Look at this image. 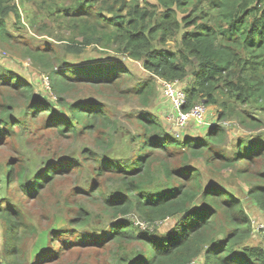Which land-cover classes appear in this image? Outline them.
I'll return each mask as SVG.
<instances>
[{
    "label": "trees",
    "instance_id": "trees-1",
    "mask_svg": "<svg viewBox=\"0 0 264 264\" xmlns=\"http://www.w3.org/2000/svg\"><path fill=\"white\" fill-rule=\"evenodd\" d=\"M26 2L30 0H0L1 40L13 38L7 31L6 19L13 14L19 21V9ZM53 2L55 18L52 20L59 29L68 31V37L59 35V40L79 44L83 46L81 50L94 44L123 53L142 61L146 71L165 81H180L191 74L193 82L184 89L185 110L203 101L206 106L220 107L219 119L234 114L242 125H261V120L244 109L237 110L236 105L264 113V0H156V4L148 0ZM156 37L160 44L174 40L176 47L157 49ZM22 50L33 66L48 72L45 76L58 103L65 102L80 87L96 94L103 88L131 93L144 104L153 94L151 80L121 90L127 79L123 78L124 68L117 63L97 59L92 65L62 69L52 64L57 60L49 47L39 49L24 43ZM1 64L0 132L10 135L16 125L34 121L40 114L49 119L56 134L96 132L94 145L107 147L104 143L110 142L109 133L115 132L118 124L116 118L103 110V103H94L91 97L76 99L68 105L70 116H66L51 102L36 95L33 82L26 80L27 77L24 79ZM24 105L28 106L24 117L14 118L10 107ZM135 120L141 127L136 134L141 144L134 159L114 164L105 155L94 157L97 174L109 172L121 180L120 194L106 195L99 187L96 191L102 196L103 210L109 216L108 228L99 235H78L76 240L91 244L112 242L121 252L130 246H139V251L123 260L126 264H198L197 258L202 259L201 264H264V243H250L255 230L234 188L212 180L202 182L200 168L188 163L189 157L204 158L208 165L218 159L223 167L239 165L240 171L247 173L249 169L245 168L264 156V142L258 136L246 142L240 140L227 155L224 149L212 151L215 144L224 142L226 135L218 124L210 125L205 139L184 135L176 139L149 112H138ZM176 158L180 162L170 164V159ZM69 162L46 163L35 174L26 165H19L15 171L12 162H7L0 167V186L6 184L3 177L10 170L21 191L37 193L44 182L55 177L54 170L63 172L75 161ZM158 166L165 184L160 183L154 189ZM261 177L264 179V174ZM247 194L254 200V206L264 212V186L255 184ZM3 203L0 206L2 255L6 264H24L20 260L23 237L20 232L26 231L21 229V211L14 204L5 200ZM131 215L136 217V222ZM77 218L76 225L83 226L88 223L89 214L78 212ZM169 219L175 220L174 226L165 230L156 232L149 227Z\"/></svg>",
    "mask_w": 264,
    "mask_h": 264
},
{
    "label": "rangeland",
    "instance_id": "rangeland-1",
    "mask_svg": "<svg viewBox=\"0 0 264 264\" xmlns=\"http://www.w3.org/2000/svg\"><path fill=\"white\" fill-rule=\"evenodd\" d=\"M156 4V0H148ZM57 4L67 5V2L56 1ZM53 0H30L24 7H20V19L10 14L6 19L7 31L13 36L9 41L0 39V64L6 66L14 74L27 77L26 80L33 82L34 92L41 99L51 102L55 108L70 116L68 105L76 99L90 98L94 103H103V110L112 118H116L118 126L111 135L110 142L104 143L107 147H96L94 140L96 132L77 131V133L56 134V128L51 125L48 118L37 115L36 120L16 125L10 135L0 132V167L7 162H12L14 170L19 165L28 166L29 172L35 174L46 163L75 161L71 167L63 172L54 170V178L44 182L37 193L28 194L17 186V179L10 170H6L3 177L5 183L12 181L9 185L0 186V206L5 202L14 204L20 211L22 218L21 229V263L24 264H126L128 260L140 247L133 245L127 251L121 252L112 242L91 244L76 240L78 235L103 234L108 228L109 216L103 210V201L98 193L99 187L102 192L108 194H120V178L109 172L97 174L94 157L105 155L114 164H122L130 158H135L140 149L141 139L136 134L140 126L135 120V114L146 111L158 118L164 130L172 134L176 139L182 135L196 139H205L206 132L211 124L220 125L226 132L224 142L214 145L213 150L227 155L234 150L240 140H251L258 136L264 142V113L253 107L236 105L237 110H246L251 116L261 120L259 127L245 126L239 123L234 114L222 119L218 118L219 106H207L205 124L195 125L188 122L184 126H177L172 119L173 110L169 100L163 96L161 78L146 71L142 61L133 60L123 53L102 49L98 45H87L81 50V45L68 41L59 40V35L68 37V31L61 30L56 22L52 20L55 15ZM32 22L34 26L30 23ZM80 40V38H78ZM159 37L154 39L157 49H174L176 43L168 40L159 43ZM27 43L34 48L43 49L49 47L55 56L56 62L52 64L56 68L75 69L77 66L92 65L97 59L105 63L118 64L122 66L123 78L126 82L120 87L127 90L138 82L151 80L153 82V94L149 97L147 104L142 99L131 95V93H119L115 89L103 88L98 94L88 92L87 88H78L65 99V102H57L56 94L50 89L47 71H41L33 66L31 60L23 53V44ZM7 70V69H6ZM25 79V78H24ZM193 77L190 74L179 83L185 89L191 86ZM80 91V93H78ZM82 91V92H81ZM83 95V96H80ZM97 98V99H96ZM99 98V99H98ZM20 100V98H18ZM3 96L0 94V108ZM28 106L10 107L14 118L21 120ZM46 112V111H40ZM58 133V132H57ZM106 133L102 138H105ZM159 158L157 153L156 159ZM180 162L179 158L170 159V164ZM70 163V162H69ZM188 163L200 168L202 182L214 181L222 186L233 187L235 194L242 200L243 205L250 215L254 234L250 239L251 244L260 245L264 243V212L258 209L254 200L248 196V190L255 184L264 186V156L253 165L240 171L241 167H223L220 160H214L210 165L204 163V158L189 157ZM246 164L244 165V167ZM1 175V174H0ZM7 176H9L7 178ZM1 177V176H0ZM155 179L157 183L152 185L154 189L161 183L165 184L159 166L156 167ZM2 178V177H1ZM156 186V187H155ZM95 192V193H94ZM199 200L196 201V204ZM80 214H89L86 225H76ZM130 218L137 221L134 215ZM175 220L169 219L150 229L158 232L174 226ZM3 222L0 219V251H3ZM144 228V225L142 226ZM11 245V242L9 243ZM133 250V252H132ZM1 251V252H2ZM3 254V253H2ZM201 264L202 259H196ZM0 264H6L4 256Z\"/></svg>",
    "mask_w": 264,
    "mask_h": 264
},
{
    "label": "built area",
    "instance_id": "built-area-1",
    "mask_svg": "<svg viewBox=\"0 0 264 264\" xmlns=\"http://www.w3.org/2000/svg\"><path fill=\"white\" fill-rule=\"evenodd\" d=\"M48 80V79H47ZM163 81L162 93L163 96L169 100L171 104L173 114L172 119L177 126H184L188 122H194L195 124H205V115L207 113V106L203 101L194 104L189 109L185 110V104L187 95L184 88L181 86L178 80L174 81ZM143 226V224H142ZM1 251H0V262H1ZM188 264H194L190 262Z\"/></svg>",
    "mask_w": 264,
    "mask_h": 264
},
{
    "label": "clouds",
    "instance_id": "clouds-1",
    "mask_svg": "<svg viewBox=\"0 0 264 264\" xmlns=\"http://www.w3.org/2000/svg\"><path fill=\"white\" fill-rule=\"evenodd\" d=\"M48 84H49V81H48ZM1 254H2V252H1ZM1 257H2V255H1Z\"/></svg>",
    "mask_w": 264,
    "mask_h": 264
},
{
    "label": "water",
    "instance_id": "water-1",
    "mask_svg": "<svg viewBox=\"0 0 264 264\" xmlns=\"http://www.w3.org/2000/svg\"><path fill=\"white\" fill-rule=\"evenodd\" d=\"M83 101H87V100H83Z\"/></svg>",
    "mask_w": 264,
    "mask_h": 264
}]
</instances>
